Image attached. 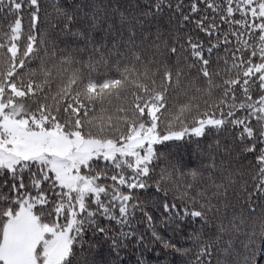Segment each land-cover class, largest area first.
<instances>
[{"label": "snow or ice", "instance_id": "1", "mask_svg": "<svg viewBox=\"0 0 264 264\" xmlns=\"http://www.w3.org/2000/svg\"><path fill=\"white\" fill-rule=\"evenodd\" d=\"M157 245L264 264V0H0V264Z\"/></svg>", "mask_w": 264, "mask_h": 264}, {"label": "trees", "instance_id": "2", "mask_svg": "<svg viewBox=\"0 0 264 264\" xmlns=\"http://www.w3.org/2000/svg\"><path fill=\"white\" fill-rule=\"evenodd\" d=\"M156 251L146 252L145 256L147 260L149 261V264H164L165 261H168L169 264H179L180 257L171 252L168 251L167 255L164 254V251L159 248V246H155ZM157 252L160 253V255H157Z\"/></svg>", "mask_w": 264, "mask_h": 264}]
</instances>
